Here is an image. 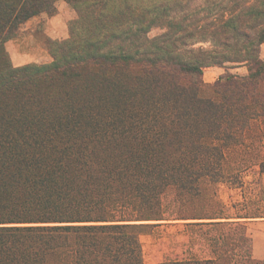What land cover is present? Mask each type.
<instances>
[{
  "label": "trees",
  "instance_id": "1",
  "mask_svg": "<svg viewBox=\"0 0 264 264\" xmlns=\"http://www.w3.org/2000/svg\"><path fill=\"white\" fill-rule=\"evenodd\" d=\"M54 1L0 0V264H145L141 230L173 220L196 249L153 264H264L253 216L168 218L161 202L264 169V0H66L52 60L13 66L3 41Z\"/></svg>",
  "mask_w": 264,
  "mask_h": 264
},
{
  "label": "rangeland",
  "instance_id": "2",
  "mask_svg": "<svg viewBox=\"0 0 264 264\" xmlns=\"http://www.w3.org/2000/svg\"><path fill=\"white\" fill-rule=\"evenodd\" d=\"M54 7L53 13L42 11L26 19L14 29L13 36L5 38L3 47L6 59L10 64L16 66L13 57L23 44L25 49L35 55L31 57L42 59L44 51L35 47L31 49L32 37L43 44L49 55L48 41L67 37L68 23L76 17V12L66 0H55ZM161 31L160 28H153L150 34H158ZM48 32H54L59 36L51 37ZM62 33L65 36H61ZM260 56L264 58V43L261 45ZM28 63L43 64L35 61L25 64ZM221 68H223L222 73L231 72L240 76L246 75L248 72L246 66L242 69ZM219 75H216L210 82H206L202 73V79L209 85L213 84ZM102 141H109V139ZM188 187L192 189H186V192L170 187L162 194V208L166 217L173 218L180 215L206 217L214 213L227 215L248 213L250 216L264 214V169H261L258 164L252 165L246 171H237L231 181L224 178H203L189 183ZM182 222L184 221H165L158 226L144 227L141 230L139 239L145 264L186 258L189 249H196V245L188 241L186 228ZM244 227L246 229L245 225Z\"/></svg>",
  "mask_w": 264,
  "mask_h": 264
},
{
  "label": "crops",
  "instance_id": "3",
  "mask_svg": "<svg viewBox=\"0 0 264 264\" xmlns=\"http://www.w3.org/2000/svg\"><path fill=\"white\" fill-rule=\"evenodd\" d=\"M51 37L59 36L54 34V32H48ZM61 36H65V34ZM31 49L37 48L38 50L44 51L42 59H37L31 56H35L31 54V52L25 49L24 44L20 46L15 52V56L13 57V62L16 66L25 64L29 61L47 63L50 61V55L46 52L43 44L32 37L31 39ZM245 66H238L235 69H242ZM223 68L217 66L207 67L203 70V77L206 82H210L216 75H219L223 72ZM243 224L246 226V231L251 239V250L252 254L255 258L264 260V214H260L257 216L249 217L241 219Z\"/></svg>",
  "mask_w": 264,
  "mask_h": 264
}]
</instances>
